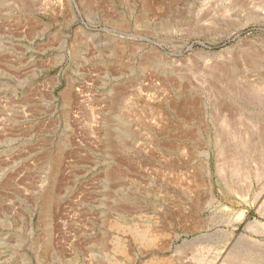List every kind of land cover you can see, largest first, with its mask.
Wrapping results in <instances>:
<instances>
[{
    "label": "rangeland",
    "instance_id": "1",
    "mask_svg": "<svg viewBox=\"0 0 264 264\" xmlns=\"http://www.w3.org/2000/svg\"><path fill=\"white\" fill-rule=\"evenodd\" d=\"M0 264H264V0H0Z\"/></svg>",
    "mask_w": 264,
    "mask_h": 264
}]
</instances>
